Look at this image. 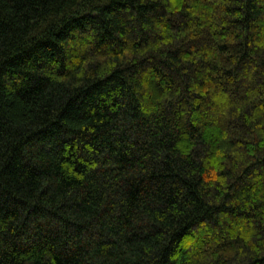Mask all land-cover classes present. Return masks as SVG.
I'll list each match as a JSON object with an SVG mask.
<instances>
[{
	"label": "trees",
	"instance_id": "16d2710c",
	"mask_svg": "<svg viewBox=\"0 0 264 264\" xmlns=\"http://www.w3.org/2000/svg\"><path fill=\"white\" fill-rule=\"evenodd\" d=\"M0 264H264V0H0Z\"/></svg>",
	"mask_w": 264,
	"mask_h": 264
}]
</instances>
